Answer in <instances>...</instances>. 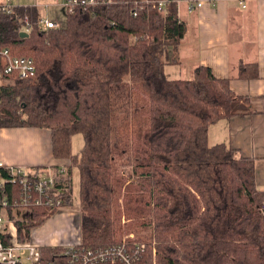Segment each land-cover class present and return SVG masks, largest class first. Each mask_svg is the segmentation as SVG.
<instances>
[{
  "label": "trees",
  "instance_id": "trees-1",
  "mask_svg": "<svg viewBox=\"0 0 264 264\" xmlns=\"http://www.w3.org/2000/svg\"><path fill=\"white\" fill-rule=\"evenodd\" d=\"M177 1L137 16L133 0L65 10L62 25L47 29L37 6L0 11V47L36 64L26 77H4L0 127L51 130L55 157L70 159L69 188L72 166L78 167L85 246L120 241L125 209L147 230L137 240L156 243L159 264H264L256 162L209 142V127L249 112V99L203 64L190 79L168 77L166 65L176 62L169 49L178 48L187 30ZM25 16L32 25L27 37L21 36ZM239 75L257 77L258 66L243 63ZM77 132L84 145L74 154ZM157 189L169 202L155 224ZM72 203L66 197L64 204ZM47 218L19 224V237L29 238ZM173 232L179 245L165 242Z\"/></svg>",
  "mask_w": 264,
  "mask_h": 264
},
{
  "label": "crops",
  "instance_id": "crops-1",
  "mask_svg": "<svg viewBox=\"0 0 264 264\" xmlns=\"http://www.w3.org/2000/svg\"><path fill=\"white\" fill-rule=\"evenodd\" d=\"M197 1H177L179 18L187 30L178 48L169 49L170 58L176 59L170 63L183 65L193 56L192 75L198 65L209 66L217 77L230 79L236 96L249 99V112L222 118L209 127V142L226 143L253 158L256 183L264 190V0H246V6L238 0H204L201 7L190 11L189 3ZM39 2L18 0L14 4L38 8ZM243 63L256 64L259 75L241 77ZM0 159L8 165L40 169L70 165V159L55 157L51 130L39 127H0ZM80 232V217L78 223L76 216L63 208L32 229L30 238L40 245L57 246L78 242Z\"/></svg>",
  "mask_w": 264,
  "mask_h": 264
},
{
  "label": "built area",
  "instance_id": "built-area-1",
  "mask_svg": "<svg viewBox=\"0 0 264 264\" xmlns=\"http://www.w3.org/2000/svg\"><path fill=\"white\" fill-rule=\"evenodd\" d=\"M120 1L123 0H62L61 5L66 10L74 11L77 8L87 9L100 3L117 4ZM169 1L133 0L132 14L137 16L150 5L163 10ZM203 1L189 3V10L201 7ZM238 2L246 6V0ZM16 6L11 0H0V11L14 13ZM40 23L45 29L62 25L61 21L45 15ZM31 30L30 19L25 16L21 32L29 35ZM35 70L36 64L32 57L15 55L10 48L0 47V88L5 76L26 77ZM68 166L30 168L8 165L0 159V264H158L156 243L151 246L134 236H127L114 244L95 247L85 246L80 239L76 243L57 245L60 250L56 252V245H40L30 237H19V224H29L25 216L34 217V213L39 211L41 216L48 217L64 208L66 197L72 194L68 186ZM50 251L52 253L48 256Z\"/></svg>",
  "mask_w": 264,
  "mask_h": 264
},
{
  "label": "rangeland",
  "instance_id": "rangeland-1",
  "mask_svg": "<svg viewBox=\"0 0 264 264\" xmlns=\"http://www.w3.org/2000/svg\"><path fill=\"white\" fill-rule=\"evenodd\" d=\"M36 0H20L21 3H35ZM41 1L39 3L38 8L40 9L41 13H44L45 16L49 17L50 19L59 20L61 22H64V16H65V8L61 5L62 0H38ZM14 2H18V0H14ZM13 2V3H14ZM48 4L49 7L46 8L44 5ZM44 16V15H43ZM174 49V48H172ZM171 57V55H170ZM193 56H190L186 58L183 62V65H178L176 63H170L168 64L166 74L170 78H180V73H182V78L190 79L192 77V63H193ZM84 145V136L81 132H77L72 136V151L74 154H77L80 152ZM158 190V189H157ZM71 205H65L64 208L67 211H70L74 216H76V219H78L79 223V217L81 212V206H80V173L77 166H72V176H71ZM166 193L162 192V190H158L157 192V206L154 208V221L155 224L157 223V214L163 213L165 214L167 210V203L169 202V198L166 197ZM124 208V206H121V210ZM120 210V211H121ZM127 211V210H126ZM30 213V212H29ZM56 214V213H54ZM54 214L48 216H54ZM23 216V215H22ZM24 217V216H23ZM41 217L37 216L36 218ZM26 221L30 224L31 222H35L36 218L33 219L31 216H25ZM47 218V219H48ZM47 219L45 221H47ZM120 221L118 223L123 226V234L121 235L120 239H123L127 236H134L135 239H137L138 232L140 233H147V230L137 226V220L136 218L129 217L127 215V212H125V209L122 210ZM27 224V223H26ZM27 226V225H25ZM24 232V231H23ZM155 233H157V228L155 227ZM156 241V240H155ZM177 237L175 232L173 233H167V239L165 242L169 244H178ZM179 245V244H178ZM157 260H158V250H157ZM159 264V262H158Z\"/></svg>",
  "mask_w": 264,
  "mask_h": 264
},
{
  "label": "water",
  "instance_id": "water-1",
  "mask_svg": "<svg viewBox=\"0 0 264 264\" xmlns=\"http://www.w3.org/2000/svg\"><path fill=\"white\" fill-rule=\"evenodd\" d=\"M21 36H23V37H27V36H28V33H27V32H24V31H22V32H21Z\"/></svg>",
  "mask_w": 264,
  "mask_h": 264
}]
</instances>
